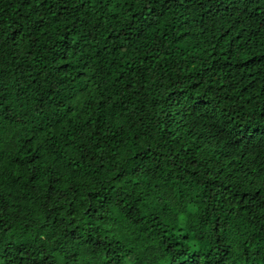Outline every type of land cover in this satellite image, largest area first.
<instances>
[{"label": "trees", "instance_id": "1", "mask_svg": "<svg viewBox=\"0 0 264 264\" xmlns=\"http://www.w3.org/2000/svg\"><path fill=\"white\" fill-rule=\"evenodd\" d=\"M0 264H264V0H0Z\"/></svg>", "mask_w": 264, "mask_h": 264}]
</instances>
